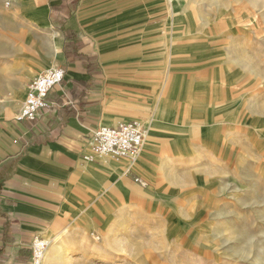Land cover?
<instances>
[{
	"label": "rangeland",
	"instance_id": "1",
	"mask_svg": "<svg viewBox=\"0 0 264 264\" xmlns=\"http://www.w3.org/2000/svg\"><path fill=\"white\" fill-rule=\"evenodd\" d=\"M162 4L151 50L163 85L142 149L153 163L138 167L146 186L122 171L137 202L109 194L105 214L79 209L52 264H264V0H179L177 15ZM0 89L22 98L16 85Z\"/></svg>",
	"mask_w": 264,
	"mask_h": 264
},
{
	"label": "crops",
	"instance_id": "2",
	"mask_svg": "<svg viewBox=\"0 0 264 264\" xmlns=\"http://www.w3.org/2000/svg\"><path fill=\"white\" fill-rule=\"evenodd\" d=\"M163 1L8 0L0 84L16 85L22 98L0 97V264H31L34 238L55 244L79 209L105 214L109 194L113 203L137 202L125 161L85 157L98 127L146 122L157 108L163 84L151 46L163 35ZM169 1L177 15L179 0ZM16 34L26 41L14 44L8 36ZM51 66L66 76L49 108L34 122L19 120L29 83ZM152 160L147 150L131 172L142 179L138 167Z\"/></svg>",
	"mask_w": 264,
	"mask_h": 264
},
{
	"label": "built area",
	"instance_id": "3",
	"mask_svg": "<svg viewBox=\"0 0 264 264\" xmlns=\"http://www.w3.org/2000/svg\"><path fill=\"white\" fill-rule=\"evenodd\" d=\"M66 71L62 68H51L39 74L28 85L24 107L19 116L21 121L37 120L41 113L49 108L48 98L52 91L64 82ZM90 148L86 161L98 162L104 158L123 160L131 172L139 161L142 149L148 138L144 122L136 120L121 123L117 127L101 126L92 132ZM137 183H146L137 179ZM32 244V263L44 264L50 242L41 237L34 238Z\"/></svg>",
	"mask_w": 264,
	"mask_h": 264
},
{
	"label": "bare ground",
	"instance_id": "4",
	"mask_svg": "<svg viewBox=\"0 0 264 264\" xmlns=\"http://www.w3.org/2000/svg\"><path fill=\"white\" fill-rule=\"evenodd\" d=\"M50 242V241H49ZM54 245L50 242L49 249L52 248Z\"/></svg>",
	"mask_w": 264,
	"mask_h": 264
}]
</instances>
